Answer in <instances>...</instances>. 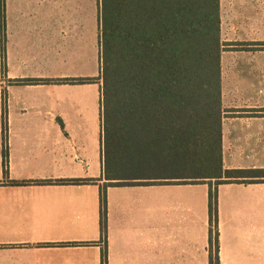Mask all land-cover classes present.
Instances as JSON below:
<instances>
[{
    "label": "crops",
    "instance_id": "0c3cea01",
    "mask_svg": "<svg viewBox=\"0 0 264 264\" xmlns=\"http://www.w3.org/2000/svg\"><path fill=\"white\" fill-rule=\"evenodd\" d=\"M98 12L99 0H0V264H102L104 247L106 264H210L215 188L218 264H264L258 173L107 186L102 239L101 82L61 81L99 76ZM220 18L223 167L263 171L264 0H220Z\"/></svg>",
    "mask_w": 264,
    "mask_h": 264
},
{
    "label": "trees",
    "instance_id": "16d2710c",
    "mask_svg": "<svg viewBox=\"0 0 264 264\" xmlns=\"http://www.w3.org/2000/svg\"><path fill=\"white\" fill-rule=\"evenodd\" d=\"M98 18L99 76L61 81L101 82L103 176L108 180L100 196L102 239L105 189L132 184L131 176L161 168L178 172L164 176L218 185L264 174L223 167L220 0H99ZM40 81L51 80L23 82ZM151 147L152 162L146 163L142 158ZM191 168L199 174H189ZM208 208L209 262L218 264L216 188L210 189ZM106 258L104 247L102 264Z\"/></svg>",
    "mask_w": 264,
    "mask_h": 264
},
{
    "label": "rangeland",
    "instance_id": "374dc122",
    "mask_svg": "<svg viewBox=\"0 0 264 264\" xmlns=\"http://www.w3.org/2000/svg\"><path fill=\"white\" fill-rule=\"evenodd\" d=\"M153 148H148L146 151H145V156L144 158H142V160H144L146 163H151V152H152ZM189 174H193L195 173L196 175L199 174V172L197 170H195L193 168L188 170ZM193 172V173H192ZM178 172H175L174 170H164V169H161L159 168V170L157 171H151V170H147V171H144V172H141V176H164V175H171V174H177Z\"/></svg>",
    "mask_w": 264,
    "mask_h": 264
}]
</instances>
